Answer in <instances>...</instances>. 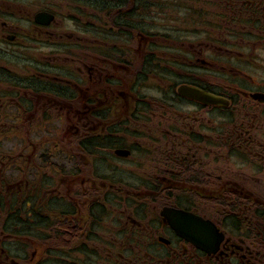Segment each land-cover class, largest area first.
I'll return each mask as SVG.
<instances>
[{
	"label": "flooded vegetation",
	"instance_id": "1",
	"mask_svg": "<svg viewBox=\"0 0 264 264\" xmlns=\"http://www.w3.org/2000/svg\"><path fill=\"white\" fill-rule=\"evenodd\" d=\"M76 1L82 32L60 0L36 11L53 15L48 26L34 24V12L26 30L23 2L0 1V127L19 143L0 147V228L11 225L14 199L33 219L22 220L23 235L39 232L41 251L28 259L69 255L94 236L90 264H264V0H187L185 30L162 35L140 28L139 0ZM17 13L13 25L7 16ZM27 39L37 46L25 47ZM28 72L46 89L28 93ZM185 85L217 103L178 95ZM49 118L68 131L62 172L52 171L60 156L40 153L38 139L22 150L23 125ZM82 141L91 142L87 153L76 152ZM110 178L127 181L107 188ZM164 208L196 216L212 249L176 234Z\"/></svg>",
	"mask_w": 264,
	"mask_h": 264
},
{
	"label": "rangeland",
	"instance_id": "2",
	"mask_svg": "<svg viewBox=\"0 0 264 264\" xmlns=\"http://www.w3.org/2000/svg\"><path fill=\"white\" fill-rule=\"evenodd\" d=\"M0 1L3 2V0H0ZM9 1H12V0H9ZM21 1L23 2V14L31 13L32 11H35L38 7L47 6L48 4H50V0H21ZM186 2L187 0H149L150 7L148 9L150 10L151 15L155 16V20H156V22H154L155 23L154 30L162 31L165 27L164 23L167 24L169 22V19L172 18L173 16L183 18L185 15V3ZM13 3H15V1ZM163 16H164V20H162L161 18ZM147 19H149V17ZM19 20H21V18H19ZM173 23L174 22H171L170 25H172ZM23 26H25L24 28H26L25 22H23ZM190 119L191 118H188L186 122L189 123ZM5 131L6 129H3L0 127V142L2 145L0 147L7 149V151H10L9 150L10 146H14V145L19 146V143L16 142L14 138L10 142L8 141L6 142L3 139V135H2L3 134L2 132H5ZM0 157L3 160H7V157L5 156V154H3V152L0 154ZM62 187L63 186L60 185L61 189ZM61 195H62V191L59 193V196ZM56 205L57 204L55 202V204L50 205L49 208L50 209L55 208ZM63 207L67 209V205H64ZM112 223H115V222H112ZM110 224L109 223L105 224L104 228L98 233V235L102 237V239L109 233ZM61 225L62 224H59L57 222L54 226L58 227ZM11 233L16 234L15 230H12ZM37 234H39V232L37 231V229H34L32 233L30 234V237H27V239L26 238L23 239L22 244H18L15 241L9 242L8 244L6 242V245L11 250L12 255H14L17 258V260L21 262V264H32V262H34V264H90L91 258L88 253H92V252L88 251L89 249L88 243L94 245L95 242L99 241V240H96L95 237L93 236V239L91 240L88 239L87 243H83L81 246H79V248L84 249L82 251L86 252L83 254L72 252L70 253L72 255L69 254L70 255L69 256L67 254H55V253H45L44 252L40 258L33 257L32 259H28V257L33 254V251H37L38 253L37 256L39 255V250L41 251V247L36 246L37 244L40 243L37 236H35ZM50 243L53 246H56L62 250L63 248L67 249L66 247L68 245L67 242H64V243L59 242L58 244L53 243V242H50ZM86 245H87V249H86ZM27 249H29V252H26ZM46 250H48V248Z\"/></svg>",
	"mask_w": 264,
	"mask_h": 264
},
{
	"label": "water",
	"instance_id": "3",
	"mask_svg": "<svg viewBox=\"0 0 264 264\" xmlns=\"http://www.w3.org/2000/svg\"><path fill=\"white\" fill-rule=\"evenodd\" d=\"M185 217V216H182ZM171 227L176 230V232L182 236H185V224L184 225H179L176 222H169ZM182 229V230H181ZM186 234L192 237L193 239H198V235L192 231L186 230Z\"/></svg>",
	"mask_w": 264,
	"mask_h": 264
}]
</instances>
